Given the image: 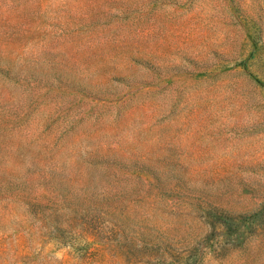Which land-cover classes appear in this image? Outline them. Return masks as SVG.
I'll return each instance as SVG.
<instances>
[{"label":"rangeland","instance_id":"1","mask_svg":"<svg viewBox=\"0 0 264 264\" xmlns=\"http://www.w3.org/2000/svg\"><path fill=\"white\" fill-rule=\"evenodd\" d=\"M0 264H264V0H0Z\"/></svg>","mask_w":264,"mask_h":264}]
</instances>
